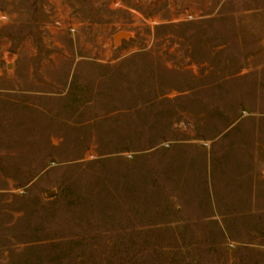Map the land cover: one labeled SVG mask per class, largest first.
Masks as SVG:
<instances>
[{"label":"rangeland","instance_id":"1","mask_svg":"<svg viewBox=\"0 0 264 264\" xmlns=\"http://www.w3.org/2000/svg\"><path fill=\"white\" fill-rule=\"evenodd\" d=\"M0 264H264V0H0Z\"/></svg>","mask_w":264,"mask_h":264},{"label":"water","instance_id":"2","mask_svg":"<svg viewBox=\"0 0 264 264\" xmlns=\"http://www.w3.org/2000/svg\"><path fill=\"white\" fill-rule=\"evenodd\" d=\"M129 33L128 32H125V31H118L114 34L113 36V39H114V42L116 43L117 41V38H119L120 36H128Z\"/></svg>","mask_w":264,"mask_h":264},{"label":"built area","instance_id":"3","mask_svg":"<svg viewBox=\"0 0 264 264\" xmlns=\"http://www.w3.org/2000/svg\"><path fill=\"white\" fill-rule=\"evenodd\" d=\"M55 24L56 25H60V22L59 21H56ZM73 29H74L73 27L70 28V30H73Z\"/></svg>","mask_w":264,"mask_h":264},{"label":"bare ground","instance_id":"4","mask_svg":"<svg viewBox=\"0 0 264 264\" xmlns=\"http://www.w3.org/2000/svg\"><path fill=\"white\" fill-rule=\"evenodd\" d=\"M118 40H119V38H117V41L116 42H118Z\"/></svg>","mask_w":264,"mask_h":264}]
</instances>
